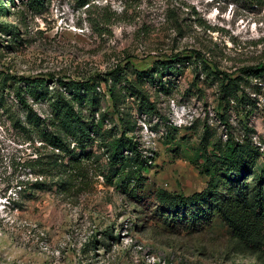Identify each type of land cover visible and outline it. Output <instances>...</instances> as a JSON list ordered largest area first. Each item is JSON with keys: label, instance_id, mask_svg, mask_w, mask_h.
<instances>
[{"label": "rangeland", "instance_id": "rangeland-1", "mask_svg": "<svg viewBox=\"0 0 264 264\" xmlns=\"http://www.w3.org/2000/svg\"><path fill=\"white\" fill-rule=\"evenodd\" d=\"M13 1L0 0V264H264L217 218L198 230L171 231L150 215L155 205L146 195L153 189L187 195L204 186L206 177L192 163L203 130L225 138L217 119L219 80L200 61L196 69L169 63L177 70H161L153 82L139 84L154 103L151 113L139 112L135 98L124 100L134 120L131 137L141 153H153L142 172L141 199L107 169L98 134L82 151L63 156L65 163L80 153L83 161L58 177L27 166L46 153L43 143L12 123L24 115L15 89L23 92L35 77L49 92L62 90L57 79L85 80L115 67L134 81L136 70L194 52L210 70L230 76L243 77L247 66L264 68V0ZM242 86L246 104L230 101L226 116L236 137L244 125L252 129L262 163L264 75L247 76ZM97 91L98 106L83 108L88 121L105 111L101 133L116 121L109 118L103 81ZM25 99L36 115L47 113L46 101ZM34 180L42 184L17 185Z\"/></svg>", "mask_w": 264, "mask_h": 264}, {"label": "trees", "instance_id": "trees-1", "mask_svg": "<svg viewBox=\"0 0 264 264\" xmlns=\"http://www.w3.org/2000/svg\"><path fill=\"white\" fill-rule=\"evenodd\" d=\"M9 4L13 5L14 1L9 0ZM197 55L194 52L192 57L157 61L153 70H136L134 81H128L119 67L85 80L57 79L58 87H62V90L52 92L47 91L45 86L41 87L44 83L42 78L27 79V87H24L23 92L15 89V96L24 111L23 118H16L12 123L17 129L32 134L43 143L46 153L28 160L27 166H36L39 173L53 170V174L58 177L67 173V169L70 172L71 168H79L83 161L78 158L80 153L65 163L63 156L72 154L75 148L82 151L91 142V135L98 134L101 138L99 147L106 156L107 169L112 171V176L120 185L131 186L133 198L141 199L145 194V177L142 172L150 166L153 153H141L131 137L134 120H130L124 111V100L127 97L135 98L139 112L151 113L154 103L149 101L139 84L147 80L153 82L155 75L161 70H177L178 67L174 68L169 63H192L196 69V63L200 61V66L219 80L218 93L223 107L217 113V119L225 129V138L212 139L206 128L203 130L200 146L195 150L192 163L197 172L206 177L204 186L187 195L160 188L153 189L146 195L155 205L150 215L171 231L183 227L190 231L198 230L217 218L227 227L236 242L264 258V161L258 162L261 152L251 140L252 129L244 125L242 135L236 137L226 116V105L230 101L241 107L246 104L247 96L242 84L246 83L247 76L262 77L264 68L247 66L240 71L245 72L243 77L240 74L230 76L217 69L210 70L204 61L196 59ZM100 81L105 83L110 101L109 118L111 122L114 118L116 123L98 133L106 120L105 111L98 113L95 121L92 117L88 121L83 107L91 111L98 106L100 94L97 87ZM25 96L32 101H46L47 113L43 117L36 115ZM245 112L248 114L250 111ZM59 182L63 183V179ZM27 184L38 186L42 183L37 180L18 181L17 185L27 187Z\"/></svg>", "mask_w": 264, "mask_h": 264}]
</instances>
